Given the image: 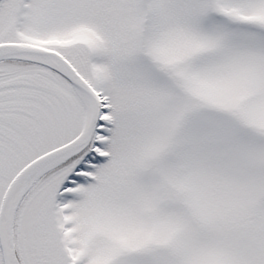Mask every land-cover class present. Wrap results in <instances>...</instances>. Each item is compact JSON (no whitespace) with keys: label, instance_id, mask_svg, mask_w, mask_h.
<instances>
[{"label":"snow or ice","instance_id":"1","mask_svg":"<svg viewBox=\"0 0 264 264\" xmlns=\"http://www.w3.org/2000/svg\"><path fill=\"white\" fill-rule=\"evenodd\" d=\"M0 264H264V0H0Z\"/></svg>","mask_w":264,"mask_h":264}]
</instances>
